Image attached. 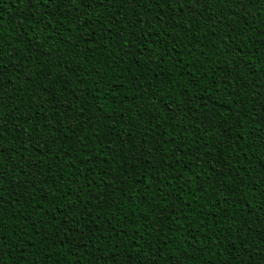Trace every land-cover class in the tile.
Listing matches in <instances>:
<instances>
[{"label":"trees","instance_id":"obj_1","mask_svg":"<svg viewBox=\"0 0 264 264\" xmlns=\"http://www.w3.org/2000/svg\"><path fill=\"white\" fill-rule=\"evenodd\" d=\"M0 264H264V0H0Z\"/></svg>","mask_w":264,"mask_h":264}]
</instances>
